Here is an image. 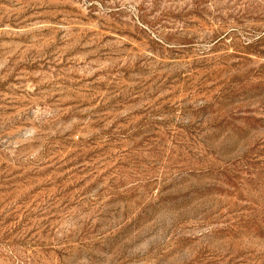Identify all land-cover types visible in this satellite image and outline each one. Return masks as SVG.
<instances>
[{"label": "rangeland", "instance_id": "374dc122", "mask_svg": "<svg viewBox=\"0 0 264 264\" xmlns=\"http://www.w3.org/2000/svg\"><path fill=\"white\" fill-rule=\"evenodd\" d=\"M0 264H264V0H0Z\"/></svg>", "mask_w": 264, "mask_h": 264}]
</instances>
